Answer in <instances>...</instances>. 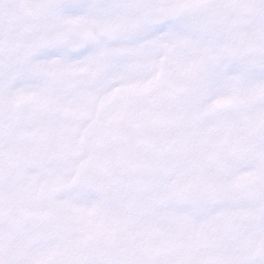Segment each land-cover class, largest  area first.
Here are the masks:
<instances>
[{"label":"snow or ice","instance_id":"snow-or-ice-1","mask_svg":"<svg viewBox=\"0 0 264 264\" xmlns=\"http://www.w3.org/2000/svg\"><path fill=\"white\" fill-rule=\"evenodd\" d=\"M0 264H264V0H0Z\"/></svg>","mask_w":264,"mask_h":264}]
</instances>
